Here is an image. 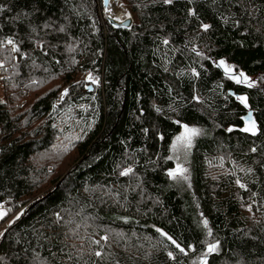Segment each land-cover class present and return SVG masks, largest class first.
Here are the masks:
<instances>
[{
	"label": "trees",
	"instance_id": "trees-1",
	"mask_svg": "<svg viewBox=\"0 0 264 264\" xmlns=\"http://www.w3.org/2000/svg\"><path fill=\"white\" fill-rule=\"evenodd\" d=\"M120 1L0 0V264H264V0Z\"/></svg>",
	"mask_w": 264,
	"mask_h": 264
},
{
	"label": "rangeland",
	"instance_id": "rangeland-1",
	"mask_svg": "<svg viewBox=\"0 0 264 264\" xmlns=\"http://www.w3.org/2000/svg\"><path fill=\"white\" fill-rule=\"evenodd\" d=\"M119 2L121 4V7H119V9H121V10L123 9L126 12L127 16H129V17L133 16L131 14V12L127 9V7L120 0H119ZM103 15H104L105 19L107 17H111L107 13V8H105V7L103 8ZM111 18H113V17H111ZM113 19H115V18H113ZM187 128L188 129H197L193 126H187ZM198 132H199V130H198ZM185 134H186V130L184 127L173 142V157H174V160L176 163V174H177V177H179L177 182H180L179 185L183 186V188H185L189 191V189H191V188H190V180H189L188 162L190 161V153H191L195 138L198 135V133L195 135L189 134L190 135V144L187 140H179L178 139V137L184 136ZM183 178L188 179V180H184ZM0 212L5 213V210L2 206H0ZM252 214H253L252 209L250 207H248V209L246 211V215L252 216ZM8 221L11 222L12 217H10V219H8Z\"/></svg>",
	"mask_w": 264,
	"mask_h": 264
},
{
	"label": "snow or ice",
	"instance_id": "snow-or-ice-1",
	"mask_svg": "<svg viewBox=\"0 0 264 264\" xmlns=\"http://www.w3.org/2000/svg\"><path fill=\"white\" fill-rule=\"evenodd\" d=\"M166 2H167V3H171L172 0H166ZM207 27H208V25H204V28H205V29H206ZM8 43H9V44H12L13 41L9 40ZM220 64H221L222 66H224V68H225V72H226V73H230V72L232 71V69H231L228 65H226L224 61H220ZM240 77H244V74L241 73L239 77H237V76H233L232 79L236 80L237 83L246 82L247 79H248L247 77H244V79L241 80ZM89 79H91V76H89ZM249 86H251V85H249ZM239 99H240L241 101H243V102L246 103V100H247L246 97H239ZM249 125H250V126H249V127H246V128L244 129V131L255 132V123H254L253 121H249ZM185 130H186V134H185L184 136L178 137V139H179V140H187V141L189 142V144H190V135H189V134H191V135H195V134L198 133V130H197V129H188L187 126H185ZM241 187H243V185H241ZM5 214H6V213H2V212H0V218H2L3 215H5ZM207 224H208V222H207V220H205V221H204V225H205V227H207ZM209 234H211L210 231H209ZM164 235H167V234L165 233ZM105 239H106V237H105ZM168 239L171 240L172 238H171V237H168ZM172 243L175 244L176 242L173 240ZM176 247H177V248H180L179 244H176ZM180 251L183 252L184 249L181 248ZM215 251H217V245H216V244H209V245H208V252H209V253H212V252H215ZM97 255H100V253H97ZM169 255H171V254H169ZM205 264H206V261H205Z\"/></svg>",
	"mask_w": 264,
	"mask_h": 264
},
{
	"label": "bare ground",
	"instance_id": "bare-ground-1",
	"mask_svg": "<svg viewBox=\"0 0 264 264\" xmlns=\"http://www.w3.org/2000/svg\"><path fill=\"white\" fill-rule=\"evenodd\" d=\"M119 7H121L119 0H110L107 6V13L117 21H123L129 16L126 15L123 9H119Z\"/></svg>",
	"mask_w": 264,
	"mask_h": 264
},
{
	"label": "water",
	"instance_id": "water-1",
	"mask_svg": "<svg viewBox=\"0 0 264 264\" xmlns=\"http://www.w3.org/2000/svg\"><path fill=\"white\" fill-rule=\"evenodd\" d=\"M110 0H103L104 3V7L107 8L108 4H109ZM107 19L109 20V22L115 26V27H125V28H129L133 25L134 23V18L133 16H130L128 18H126L123 21H117L111 17H107Z\"/></svg>",
	"mask_w": 264,
	"mask_h": 264
},
{
	"label": "built area",
	"instance_id": "built-area-1",
	"mask_svg": "<svg viewBox=\"0 0 264 264\" xmlns=\"http://www.w3.org/2000/svg\"><path fill=\"white\" fill-rule=\"evenodd\" d=\"M9 225V221H6L5 223H3L1 226H0V235L2 234V232L8 227Z\"/></svg>",
	"mask_w": 264,
	"mask_h": 264
}]
</instances>
